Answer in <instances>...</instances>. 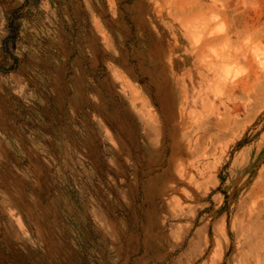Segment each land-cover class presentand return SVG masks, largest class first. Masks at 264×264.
<instances>
[{
	"label": "rangeland",
	"instance_id": "1",
	"mask_svg": "<svg viewBox=\"0 0 264 264\" xmlns=\"http://www.w3.org/2000/svg\"><path fill=\"white\" fill-rule=\"evenodd\" d=\"M0 264H264V0H0Z\"/></svg>",
	"mask_w": 264,
	"mask_h": 264
}]
</instances>
